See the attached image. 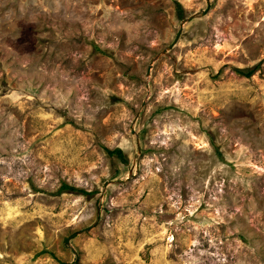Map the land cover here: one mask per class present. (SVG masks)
<instances>
[{
    "label": "rangeland",
    "instance_id": "rangeland-1",
    "mask_svg": "<svg viewBox=\"0 0 264 264\" xmlns=\"http://www.w3.org/2000/svg\"><path fill=\"white\" fill-rule=\"evenodd\" d=\"M206 4L0 0V264H264V0Z\"/></svg>",
    "mask_w": 264,
    "mask_h": 264
},
{
    "label": "trees",
    "instance_id": "trees-1",
    "mask_svg": "<svg viewBox=\"0 0 264 264\" xmlns=\"http://www.w3.org/2000/svg\"><path fill=\"white\" fill-rule=\"evenodd\" d=\"M177 6V5H176ZM177 13L181 14L180 9H177ZM236 73L244 78H250L252 74L254 73V69L249 70H236ZM108 155H116L118 158H121V152L119 150H114L111 152H107ZM64 189L71 190L70 188L64 186ZM84 193V192H83ZM85 194V193H84Z\"/></svg>",
    "mask_w": 264,
    "mask_h": 264
},
{
    "label": "water",
    "instance_id": "water-1",
    "mask_svg": "<svg viewBox=\"0 0 264 264\" xmlns=\"http://www.w3.org/2000/svg\"><path fill=\"white\" fill-rule=\"evenodd\" d=\"M208 9H209V4H208V0H207L206 10H205V12H202V14L204 15V14L207 12ZM191 19H192V18H189V19L185 20L184 22H186V21H188V20H191ZM180 32H181V30L178 31V33H177V35H176V38H175L174 42L169 46L168 49H170V48L176 43V41L178 40V37H179V35H180ZM65 243L67 244V241H65Z\"/></svg>",
    "mask_w": 264,
    "mask_h": 264
}]
</instances>
